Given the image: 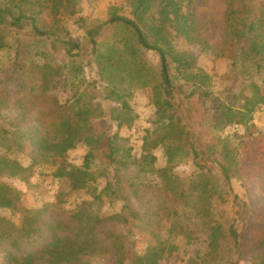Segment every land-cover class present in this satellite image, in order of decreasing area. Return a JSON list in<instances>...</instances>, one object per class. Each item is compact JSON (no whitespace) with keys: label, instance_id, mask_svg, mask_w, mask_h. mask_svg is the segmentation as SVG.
I'll use <instances>...</instances> for the list:
<instances>
[{"label":"trees","instance_id":"obj_1","mask_svg":"<svg viewBox=\"0 0 264 264\" xmlns=\"http://www.w3.org/2000/svg\"><path fill=\"white\" fill-rule=\"evenodd\" d=\"M81 1L0 0V52H7L9 57L8 64L0 65V85L6 78L16 80L18 86L16 97L0 95V109L10 106L18 119L13 128H0V139L29 160L28 165H23L0 155V179L27 180L39 168L45 170L43 175L69 187L67 191H58L52 204L34 209L20 207L21 192L0 182V208L20 210L17 223L0 216V264H160L165 255L177 248L161 238L162 226L153 220V215L142 214L128 197L139 190V179L145 175L159 180L165 201L181 202L183 207L195 209L200 227L208 232L209 254L219 252L224 235L236 251L235 228L230 227L224 234L212 210L205 205L217 196L212 168L207 162L218 164L221 179L229 186L237 165L233 149L228 140H220V161L213 148L199 150L186 124L191 119L187 105L194 97L200 102H213L214 129L223 131L239 126L249 135L254 127L253 113L264 107L262 87L250 81L239 92L228 91L225 99L220 100L209 90L210 76L196 67L195 57L172 46L176 37L192 40L193 0H134L130 17L112 9L106 22L86 26L79 19L85 42L89 46L94 44L90 53L85 46L62 40L57 33L43 30L38 24L43 8L49 7L54 14L62 9V13L73 16L79 13ZM154 2L157 5L152 9ZM246 8L250 11V5ZM107 23L110 25L102 32ZM227 23L228 46L224 52L234 57L233 63L237 57L239 62L255 60L256 72L261 71L264 21L248 14L237 17L230 12ZM27 27L32 34L29 42L23 32ZM43 33L53 37L50 50L62 51L63 62L37 63L35 56L44 55L32 45L34 41L49 40ZM97 37L110 40L104 52L98 51L101 42L96 41ZM144 51L159 56L161 69L157 74L149 70ZM90 57L95 59L105 99L120 102V107L108 113L94 103L90 88L96 86L95 82L87 80L84 74L83 62ZM144 87L150 88L155 119L143 138L140 156L135 157L118 132L99 131L96 121L109 118L116 123L117 130L131 127L137 116L129 98ZM57 91L66 93L64 101L59 100ZM79 144L87 148L82 164H71L69 152ZM158 148L165 158L163 166H157L154 151ZM261 150L264 151V145ZM188 158L194 161L196 171L185 180L174 169ZM128 169L133 173L129 178L123 173ZM87 196L89 200H85ZM189 197L196 198L192 204ZM68 201H77L76 208L67 219L57 218L54 209L59 208L58 214L64 213L60 205ZM104 202L118 204L119 210L101 216L97 206ZM242 208L248 217L247 206L243 204ZM172 210L168 208V213ZM261 232L255 243L258 249H264V230ZM130 240L143 242L145 248L130 254Z\"/></svg>","mask_w":264,"mask_h":264},{"label":"rangeland","instance_id":"obj_2","mask_svg":"<svg viewBox=\"0 0 264 264\" xmlns=\"http://www.w3.org/2000/svg\"><path fill=\"white\" fill-rule=\"evenodd\" d=\"M134 0H83L80 2V11L77 15L68 13L54 14L50 8H43L38 16V24L41 29L57 33L62 40H71L85 46L90 53L94 46L88 45L84 39V31L80 27L79 19L85 22L86 26L93 23L106 22L108 14L112 9L125 16H131V8ZM195 9L194 30L192 40L184 36L176 37L172 46L180 52L192 54L195 57L196 67L203 70L211 79L209 90L213 96L224 100L227 92H239L242 86L249 84L250 81L257 83L264 91V62L263 69L256 72L255 60L243 59L233 63V56L228 55L224 50L228 46L227 18L230 12L234 16H246L261 18L264 21V0H193ZM156 2L152 4L155 9ZM250 5V11L246 8ZM64 12V11H63ZM108 27V26H107ZM25 37L32 38L31 28L27 27ZM48 37L46 33H43ZM194 37L199 40L193 39ZM49 40L35 42L33 48L42 55H36L35 60L40 63L51 61L60 63L65 58L62 51L52 52L50 49L53 37ZM99 52H104L110 45L108 38L100 40ZM204 41V42H203ZM31 47V46H30ZM240 44L236 45L235 52L238 54ZM224 54V55H222ZM145 61L148 62L149 70L158 73L161 69L159 56L152 51H144ZM85 59V58H84ZM93 57L85 59L84 74L87 80L94 81L95 87L90 88L94 103L104 112L108 113L120 107L119 101L105 99V91L100 89V76L97 65ZM63 62V61H62ZM88 62V63H87ZM9 63L7 52H0V65L5 66ZM0 95L3 97L14 98L18 95L16 80L3 79L0 85ZM56 95L60 101H64L66 93L57 91ZM151 92L149 87L136 90L129 98V104L137 119L128 128L117 130L116 123L109 118L96 121L99 131L109 133L118 132L125 139V144L130 146L131 153L135 157L141 154V146L146 131L153 126L155 110L150 102ZM216 105L213 102H200L196 97L190 99L187 108L191 119L186 120L187 127L192 135V141L199 150H206L211 147L215 151V156L221 160L218 153L221 150L220 140H228L237 165L231 173L230 185L223 183L218 164L208 161L211 166V178L217 189V196L207 201L205 205L212 210L215 219L221 225L224 234L230 227L236 230V251L233 250L231 241L227 235L221 241L222 246L216 254H209L207 249L208 232L200 227V220L196 216V211L189 205L181 202L169 203L164 200L161 192L159 180L152 175L142 176L139 190L128 197L135 208L142 214L153 215V220L161 224V238L176 246V250L167 254L160 261V264H264V249H258L255 243L262 235L264 230V107L253 113L252 125L254 126L249 135L244 128L232 126L223 131L214 129V119L216 117ZM186 108L183 107V111ZM17 114L10 106H3L0 109V128L11 129L16 125ZM11 144V143H10ZM87 148L79 144L74 150L69 152L68 161L71 164L81 165ZM158 157L157 166L165 164L162 149L154 151ZM0 155L18 161L23 165H28L29 160L24 154H19L10 149L0 139ZM174 171L182 179H189L194 176L196 167L192 158L180 161ZM45 170L35 168L27 180L21 178H2L0 182L9 184L21 192V204L23 208H40L46 203L52 204L56 200L58 191H67V183L61 184L48 175H43ZM126 177H132L130 169L123 171ZM136 190V189H135ZM235 198L237 200L235 201ZM195 197H189L192 204ZM89 200V197H85ZM77 201H68L61 206L64 213H57L59 208L54 209L53 213L57 218L67 219L68 213L76 208ZM248 209V217L244 215L242 205ZM173 210L168 213V208ZM119 210L118 204H108L107 202L97 206L101 216H109ZM52 213V212H51ZM52 213V214H53ZM0 216L11 218L18 222L20 210L12 211L0 208ZM174 224V225H173ZM110 228V227H109ZM125 234V232H124ZM149 242V239H147ZM145 248L143 242L133 243L127 241V250L130 254L139 253ZM131 258V257H130ZM130 260V259H129ZM129 264V261L128 263Z\"/></svg>","mask_w":264,"mask_h":264},{"label":"water","instance_id":"obj_3","mask_svg":"<svg viewBox=\"0 0 264 264\" xmlns=\"http://www.w3.org/2000/svg\"><path fill=\"white\" fill-rule=\"evenodd\" d=\"M109 25H110V23H107V24L105 25V27L103 28L102 32H104V31H105V28H106L107 26H109ZM96 39H98V37H97ZM92 46H94L93 43H92Z\"/></svg>","mask_w":264,"mask_h":264}]
</instances>
